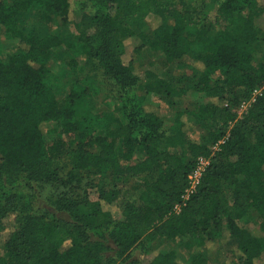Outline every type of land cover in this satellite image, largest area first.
<instances>
[{"label": "trees", "instance_id": "trees-1", "mask_svg": "<svg viewBox=\"0 0 264 264\" xmlns=\"http://www.w3.org/2000/svg\"><path fill=\"white\" fill-rule=\"evenodd\" d=\"M209 1L214 9L185 0L78 3L75 57L66 65L94 63L119 103L108 110L92 101L88 87L72 85L57 98L47 76L61 38L20 27L19 16L31 11L67 22L74 3L0 0L5 38L23 43L6 61L0 58V264H179L173 251L134 259L130 253L144 241L180 236L194 237L201 248L224 238L229 264L262 262L264 89L241 119L235 121L232 108L264 85V53L253 61L254 45L264 43V0ZM127 39L136 43L125 62ZM144 50L166 63L192 52L191 90L201 100L194 109L174 106L171 133L137 95L151 76L135 67L134 56ZM188 121L207 127L202 142L191 140ZM197 157L209 163L184 198ZM83 172L107 174L108 181L94 185ZM134 178H140L138 195L117 204ZM37 195L45 207L36 208ZM251 209L260 219L252 228L232 216ZM214 258L191 262L226 264Z\"/></svg>", "mask_w": 264, "mask_h": 264}, {"label": "rangeland", "instance_id": "rangeland-1", "mask_svg": "<svg viewBox=\"0 0 264 264\" xmlns=\"http://www.w3.org/2000/svg\"><path fill=\"white\" fill-rule=\"evenodd\" d=\"M80 1L81 0H71V3L74 4L73 7L70 8L71 11L69 12L67 22H64L60 17L52 14H39L36 11H31L19 16L20 27L22 29L32 30L38 37L57 35L61 38V45L58 46L51 55L49 61V74L47 76L48 83L57 98L61 99L65 93V89L72 85H75L79 89L88 87L91 89L93 102L99 107L113 110L119 106V103L108 93L101 72L96 68L93 62L84 65L86 61L79 59L78 66L69 70L66 65V62L71 56L75 57L73 45L78 37V26L82 18L81 11L78 9V3ZM185 1L187 5L193 7H200L205 10L214 9L213 4L209 0ZM261 26L264 28V21L261 22ZM134 42L136 43L135 40H126L127 51L123 55L125 62L130 58L129 53L131 52ZM22 46L23 43L19 38H5L3 28L0 26V58L3 61H6L11 54L18 51ZM191 53L192 52L185 54L181 59L172 63L164 62L159 54L150 51L144 50L135 56L133 55L135 67L140 72H147L148 75H151L149 79H144L140 83L137 95L144 99V104L147 105L148 108H156L158 110L159 115L165 121V130L167 133L173 131L171 120L175 105L194 109V106L201 100V98L195 95L191 90V86L196 78ZM263 53L264 43L258 40L253 48L254 63L261 58ZM180 89L183 90L180 92V96L179 94L178 96H168L164 93V90L178 91ZM262 89H264V85ZM260 91L262 92V90ZM247 100L249 99L240 101L232 108L235 114V121L242 118V115L247 109L244 104ZM187 125L191 140L202 142L206 136L207 127L200 122L192 124L191 121H188ZM52 126L45 125L44 128L46 130ZM162 147L172 151L175 150L166 144H162ZM198 158L200 157L195 159V165ZM83 176L90 179L94 185H101L108 181L107 174L91 176L90 172H83ZM128 184V188L124 190L122 197L117 201L119 205H122L123 201L129 197H136L141 189L140 178L130 179ZM95 190V186L93 188H88L91 200H96L97 198ZM229 190V186L226 185L225 191L229 192ZM42 207H45L44 201L40 195H37L36 208ZM232 216L251 228L256 226L260 220L258 213L252 209L244 213L233 211ZM227 248V242H225L224 238L214 243L208 242L201 248L195 245L194 237L180 236L174 239L159 238L151 243L144 241L141 245L133 248L130 257L134 259L140 257L146 251L161 250L164 252L173 251L176 254L179 264H192L191 261L194 257H205L207 254L215 257L211 259L215 263L224 260L226 264H229L232 256L228 253V249L231 247ZM0 254H3V250L1 249ZM260 264H264V258Z\"/></svg>", "mask_w": 264, "mask_h": 264}, {"label": "built area", "instance_id": "built-area-1", "mask_svg": "<svg viewBox=\"0 0 264 264\" xmlns=\"http://www.w3.org/2000/svg\"><path fill=\"white\" fill-rule=\"evenodd\" d=\"M260 90H262V88L256 89L253 91L249 100L244 102L246 107H248L250 105V103L255 100L256 95L261 94ZM213 149L214 150L217 149V144L213 147ZM208 163H209L208 159L202 158V157L198 158V160L196 161V165H195L193 172L189 175V184H188V188L186 189V192L184 194V198H187L188 194L194 189L195 185L197 184V182L201 176V173L204 171V169L208 165Z\"/></svg>", "mask_w": 264, "mask_h": 264}]
</instances>
